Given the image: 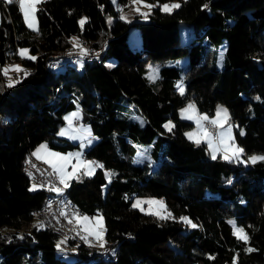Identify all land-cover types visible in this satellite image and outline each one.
Masks as SVG:
<instances>
[{"label": "trees", "instance_id": "obj_1", "mask_svg": "<svg viewBox=\"0 0 264 264\" xmlns=\"http://www.w3.org/2000/svg\"><path fill=\"white\" fill-rule=\"evenodd\" d=\"M128 1L42 0L32 32L15 2L0 0V264H264V161L209 158L183 136L192 124L177 116L187 102L207 115L222 105L244 155H264V0H178L171 12L152 8L145 22L120 18ZM181 24L192 29L188 43L179 41ZM72 38L100 56L47 64L71 50ZM17 47L36 59L20 60ZM10 58L22 69L11 88L1 72ZM179 58L183 65H161L147 78V65ZM75 108L95 139L84 156L102 167L69 181L66 199L79 214L101 215L110 250L88 255L90 248L64 239L74 248L67 262L60 234L33 222L47 191L29 189L22 164L42 141L66 147L49 140ZM138 153L147 160L137 161ZM137 196L162 199L171 218L132 208Z\"/></svg>", "mask_w": 264, "mask_h": 264}, {"label": "rangeland", "instance_id": "obj_2", "mask_svg": "<svg viewBox=\"0 0 264 264\" xmlns=\"http://www.w3.org/2000/svg\"><path fill=\"white\" fill-rule=\"evenodd\" d=\"M40 1H42V0H40ZM111 3L115 4L116 0H111ZM15 4L18 7V10H19V12L21 14V17H22V20H23V23H24L25 27L28 30L34 32L25 23L23 13H22V11L20 10V7H19V3L15 2ZM144 4L153 5L154 7H152V8H158L159 11L164 12V11L161 10V6L162 5H164V4H178V0H171V1L164 2V3H159V4L147 3L145 1H142L141 3H134V0H130V1H128L126 3V7L121 12L120 18H121V16H123L124 19H122V20H125V21L131 19V20H136V21H139V22H145L147 20L146 16H147V14L150 13L151 10H149L146 7H144L143 6ZM118 8H120V7H118ZM137 8L139 9V11H137ZM120 10H122V9H120ZM135 15H136V17H133ZM83 18L84 17L80 18L79 24H80L81 19H83ZM106 20H107L108 23L112 22V18L111 17H108ZM36 28H37V22H36ZM192 36H193V32H192L191 28H189V27H187L185 25H182V24L179 25V41L181 43H188L191 40ZM137 40H138L137 33H133L132 32V34L130 35V42L134 43ZM71 42L73 44L77 43L76 40H74L73 38L71 39ZM79 45H80V47H74L73 46L71 48V50L74 49V48H77V50H79L80 52H82L81 49H84L83 53H94V52H92L90 50L88 45H85V44H82V43L81 44L79 43ZM20 49H27V48H24V47H17L16 48V55H17V57H19L20 60L21 59H29L28 56L33 57L28 51L27 56H25L24 58H21V56L19 55V50ZM66 53L70 54V50L66 51ZM94 56L98 57V56H100V53L96 52V54ZM77 57H83V58L85 57V59H89V58H87V56H77ZM88 57H92V56H88ZM69 58H71V57H69ZM182 59L183 58H179V59H175V60H166L163 64L153 63V64L147 65V70H148L147 74H146L147 78L149 80H152V79L156 78L157 69L161 65H165V66H167V65H176V66L177 65H179V66L183 65L184 60H182ZM112 62H113L112 59H108L106 61V66H111ZM82 63H83L82 59H80V58L75 59V64H76V66L78 68L81 67ZM17 65L21 69L20 61L15 60V58H10L9 62H7L4 66L1 67V72L4 74L3 69H6V68L7 69H11L13 66H17ZM54 69L56 71H60V70L63 69V65L54 66ZM13 72H16V71L9 70L7 75L4 74L5 75V82H4L5 85H8L9 78H11L13 81H16V78L13 75L17 74V72L16 73H13ZM181 85H182V88H183V83L182 82L179 81V82L176 83V90H177V92L179 94H181V88L179 87ZM183 93H184V89H183ZM189 105H193V104L191 102H187L185 105H183L177 111V116H178L179 120L186 121V122L192 124V126L189 129L183 131V136L188 141H190V142H192L194 144H197L195 141L199 140L200 141L199 144H203L204 145L205 151L207 152V156L209 158H211V159H212L213 151H215L216 157H219L220 159H224L225 149L230 147L232 141L235 142L236 146L240 147L237 144L236 140H235L234 129L237 128L235 125H232L231 123H229L228 119H227V121H225L222 124H214V123H212V121H214V120H218V119L223 120V113H221L220 116L218 117L217 116V111H218V108L219 109H225L224 106L216 105L215 108L213 109L212 113L210 115H207L205 113L198 112L195 109V107L192 108V109H189L188 108ZM185 109H188V111H182V110H185ZM76 112L79 113L78 117H74L72 119V121H71V124H69V122L66 119V117H69L72 113H76ZM130 116L135 121H137L139 124H142V119H141V117L138 114L132 113ZM189 116H191L190 119L187 118ZM202 117H207V119H201ZM198 120H199V125L197 123ZM204 123H209V124H211L212 126L215 127V130H216L215 138H213L210 135V133L207 131L206 127L204 126ZM168 124L171 125L170 122H165L164 128H166L165 125H168ZM229 128L231 129V137H232L231 141L228 140V138H227V133H228ZM166 129H168V128H166ZM62 131L64 132L63 135H61ZM205 133H207V135H205ZM188 134H193V138L189 139V135ZM94 140L95 139L90 134V131H89V128H88L87 124L84 121H82L81 111L78 108H75V109H73V110H71V111H69V112H67V113H65L63 115V124L59 127V129L54 134V136H52L50 138V140H49L53 144H58V145L66 146V147L63 150L55 149V148H51L49 146L48 141H42L39 144H37L30 151V155L36 161H38V162L40 161V164H41V162H43L45 165L50 167L51 170H53V171H54V169H53L52 165L50 163H46L45 161H52L53 163H60V162L57 160L56 157L50 156L49 153H58V154H60V156H63V157H69L70 156L71 158L67 162V167L64 169V172L66 174H70V176L66 177V182L68 184V182L71 181L72 179H77L80 174H84L86 176H90L94 172V169L96 168V163L92 159H89V158L84 156L85 150L94 142ZM209 141H211V144H212L211 147H209ZM41 145H46V148L41 149L40 148ZM37 149H40V151H39V153L37 155H34V153H37ZM77 154H79V160H77ZM252 156H264V155L253 154V155H250V156H245L244 153H242L240 158H239V160H236V159H231V160L234 161V162H236V161L240 162L241 164L245 165V164L251 163L249 161V158L252 157ZM142 158L143 157H142L141 154H139V153L136 154V160L137 161H141ZM224 160H226V159H224ZM85 161L92 162L91 168L85 167L83 165L82 162H85ZM89 172H91L90 175L88 174ZM54 173H55L58 181L61 183L60 174H58L56 171H54ZM104 174H105V180L108 181V176L106 175V172H104ZM33 185L36 186L35 189H45L46 191H50L48 188L42 187V186L37 185V184H35L33 182L29 183V189L32 190L33 189ZM137 201H141L142 203L140 204L139 207L134 208L132 205L134 203H136ZM144 201H162V199H160L158 197L137 196V197L132 198L131 207L134 208V209H137L139 212H141V213H143L145 215H153V214H150L152 212H159L162 215L166 214V213H169V211L165 208V204H164L163 201H162L163 205H164L163 209L160 208V206L158 204L150 205L148 203H143ZM141 209H143V211ZM153 216L159 218L158 215H153ZM83 217H88L89 221H83L82 220ZM101 218L102 217H101V215L99 213H97L95 215H92V216H88V215H84V214H79L78 213V214H76L73 217L74 222L81 227V229H80L79 226H78V229L80 230V232L82 230L85 231V228H88L89 230H92V231H99V228H98V226L96 224V221L100 220ZM36 220H39L41 222V224L45 225V227L48 228L46 226V224H45L44 218L39 215V212H37V217L33 218V222L36 221ZM77 220H80V222L77 223ZM231 225L233 227V223L232 222H231ZM233 232H234V228H233ZM83 233L87 236V238L91 239V240H88L87 247L90 248V251H94L95 253H98V250L101 249L102 247H100V242L97 240L96 236L95 235H90L89 231H85ZM60 236L62 238L60 237L59 240L57 241V243H60L61 241H63V243H64V239H68L65 236H62V235H60ZM103 241H104V231H103ZM73 242H75V241H73ZM63 243L60 244V247L64 248V251H66V253H67L66 256H65V259L67 260V262H70V261L73 260L72 253L74 252V248L71 247V246H64ZM75 243L83 244V243H79V242H75ZM104 247H106V246H103V248ZM106 249H109V248H106Z\"/></svg>", "mask_w": 264, "mask_h": 264}, {"label": "snow or ice", "instance_id": "obj_3", "mask_svg": "<svg viewBox=\"0 0 264 264\" xmlns=\"http://www.w3.org/2000/svg\"><path fill=\"white\" fill-rule=\"evenodd\" d=\"M4 3H7V4H11L13 2H18L19 3V7H20V10L22 11L23 13V16H24V21L25 23L27 24V26L32 29L33 31H37V28H36V17H35V12H36V5L38 3H40V0H3ZM142 0H134V3H141ZM144 7L148 8L149 10H151L152 7H154L153 5H150V4H144L143 5ZM180 5L179 4H164L161 6V10L164 11V12H171L173 9L175 8H179ZM205 7H207V5H205ZM137 11H139V9L137 8ZM146 15V14H145ZM121 19H124L123 16H121ZM86 22V18H83L81 19L80 21V24L83 26V24ZM75 40V38H73ZM74 47H80L79 43H74L73 45ZM82 52H84V49H81ZM28 54V50L27 49H20L19 50V55L21 56V58H24L25 56H27ZM29 59H36L35 57H31V56H28ZM223 59V53H221V60ZM9 70H12V71H22V69H20V67L17 65V66H13L11 69H3V72L5 75H7L8 71ZM25 75H27V73H25ZM151 78V77H150ZM14 83H19V80H16V81H13L11 78H9V81H8V87L11 88L13 87ZM181 88V94H183V88H182V85L179 86ZM189 109H192L194 108L193 105H189L188 106ZM182 111H188V109H185V110H182ZM223 113V120H214L212 121V123L214 124H222L224 123L225 121H227L228 119V116H227V110L226 109H219L218 108V111H217V116L219 117L220 114ZM78 112L76 113H72L69 117H66V119L68 120L69 124H71V121L74 117H78ZM187 118H191V116L187 117ZM201 119H207V117H202ZM198 125H199V120L197 121ZM166 128H168V130L170 131L171 130V127L172 125L168 124V125H165ZM64 132L62 131L61 132V135H63ZM189 135V139H192L193 138V134H188ZM205 135H207V133H205ZM241 135H243V132H241ZM227 138L228 140H232V137H231V129L229 128L228 130V133H227ZM197 144H199V140H196L195 141ZM212 144H211V141H209V147H211ZM41 149L43 148H46V145H41L40 146ZM40 149H37V153H34V155H37L39 153ZM243 149L236 146L235 145V142L232 141L230 147L226 148L225 149V155H224V159L226 160H231V159H236V160H239L241 154L243 153ZM50 156H53V157H56L57 160L60 162V163H53L52 161H45L46 163H50L54 169V171H56L58 174H60V177H61V183L64 185L65 188L68 187V184L66 182V177L70 176V174H66L64 172V169L67 167V162L70 160V156L69 157H63V156H60V154L58 153H49ZM212 158L213 159H216V154H215V151H213L212 153ZM77 160H79V154H77ZM249 161L253 164H255L257 161H264V156H252L249 158ZM83 165L85 167H88V168H91V165H92V162H88V161H85V162H82ZM96 167H102V165H96ZM89 175L91 174V172L88 173ZM31 175V174H29ZM107 175V174H106ZM231 181H229L230 183ZM35 185H33V189H35ZM50 191H56V192H60L62 191V189H59V188H50L49 189ZM142 202L141 201H137L136 203H134L132 206L134 208L136 207H139L140 204ZM143 203H148L150 205L152 204H158L160 206V208H164V205H163V202L162 201H144ZM143 211V209H141ZM166 211V210H165ZM150 214H153V215H158L160 219H168V218H171V213H166V214H160L159 212H152ZM61 215H63V213H61ZM185 224H188L190 225L191 227H196L195 224H192L190 220H188L187 217H181L180 218ZM83 221H89V218L88 217H83L82 218ZM80 220H77V223H79ZM96 224L99 228V231H92V230H89L88 228H85V231H89V234L90 235H95L97 240L100 242V247L103 248L104 246V241H103V221H102V218L100 220H97L96 221ZM233 228H234V232L233 234L236 235L237 239L238 240H243L245 242H247L248 240V236L247 234L244 232V229L242 228H238L235 226V223L233 222ZM86 240V237L84 238ZM87 242V240H86ZM63 241H61L60 243L57 244V248L59 249L60 248V244H62ZM247 251H253V249H247ZM233 264H236V260L234 258L233 260Z\"/></svg>", "mask_w": 264, "mask_h": 264}, {"label": "built area", "instance_id": "obj_4", "mask_svg": "<svg viewBox=\"0 0 264 264\" xmlns=\"http://www.w3.org/2000/svg\"><path fill=\"white\" fill-rule=\"evenodd\" d=\"M70 54H74V56H93L95 53H83L79 52L77 48H74L70 50ZM57 58H53L46 63L56 65ZM204 126L210 135L215 138V127L209 123H204ZM22 172L30 182H33L37 185L46 187L48 189L59 188L62 189V191H67V188H65L64 185L58 181L54 171L42 162L41 165H34V158H31V165L22 164ZM59 202H63V199H60V192L47 191V193L44 195V204L39 206L37 210H44L49 217H52V220L56 226L64 227L69 232V234L72 235V240H79L84 246H87L86 240L88 241L91 239L87 238L86 235H81L79 232H77V224L72 219V212L74 210L69 207V214L61 215L59 211ZM85 237L86 240L84 239ZM106 248L107 247H104L98 250L100 251V256H104V251ZM61 251L63 250L61 249ZM91 252L92 251L89 250L88 255H90Z\"/></svg>", "mask_w": 264, "mask_h": 264}, {"label": "bare ground", "instance_id": "obj_5", "mask_svg": "<svg viewBox=\"0 0 264 264\" xmlns=\"http://www.w3.org/2000/svg\"><path fill=\"white\" fill-rule=\"evenodd\" d=\"M80 52V51H79ZM96 54V53H95ZM94 54V55H95ZM92 56V57H88L87 56V58H89V59H86V60H91V59H96V57L95 56ZM57 57H59V58H57ZM69 57H71V58H74V57H77V56H74L73 54H69V53H64V54H58L56 57H54V58H57L56 59V64L57 63H60L61 61H62V59L63 58H69ZM84 59H85V57H84ZM31 155H29L27 158H26V160H25V162H24V164L23 165H31ZM34 165H41L40 164V162H38V161H36L35 159H34ZM66 192L67 191H60V199H63V202H59V211H60V214L61 213H63V214H69V207L71 208V209H73L74 211L72 212V219H73V217L76 215V214H78V212H77V210H76V207L72 204V203H70L69 201H67V199H66ZM43 204H44V200H43ZM39 212V215L40 216H42L43 218H44V221H45V224H46V226L49 228V229H51V230H53L54 232H56V233H58V234H60V235H62V236H65V237H67L69 240H72V235H70L69 234V232L64 228V227H60V226H56V224L53 222V220H52V217H49L48 215H47V213L44 211V210H39L38 211ZM74 220V219H73ZM43 221V222H44ZM77 232H79L81 235H85L82 231L80 232V230L78 229V225H77ZM72 241H75V242H79V243H82L81 241H79V240H72ZM87 244H88V241H87ZM61 249H62V247H60ZM108 248V247H107ZM63 250V249H62ZM106 250V249H105ZM100 252V251H99ZM109 253V252H108ZM91 255V254H90ZM108 255V254H107Z\"/></svg>", "mask_w": 264, "mask_h": 264}, {"label": "crops", "instance_id": "obj_6", "mask_svg": "<svg viewBox=\"0 0 264 264\" xmlns=\"http://www.w3.org/2000/svg\"><path fill=\"white\" fill-rule=\"evenodd\" d=\"M17 72V71H16ZM16 72H13V73H16ZM140 154V153H139ZM142 155V160L141 161H143V160H147V156H143V154H141ZM40 162V161H39ZM43 163V162H42ZM79 226V225H78ZM79 228L81 229V227L79 226ZM83 231V230H82ZM83 232H85V231H83ZM99 247V246H98Z\"/></svg>", "mask_w": 264, "mask_h": 264}]
</instances>
